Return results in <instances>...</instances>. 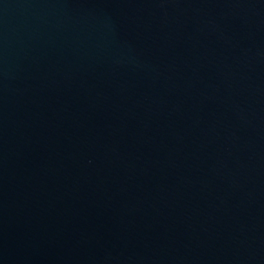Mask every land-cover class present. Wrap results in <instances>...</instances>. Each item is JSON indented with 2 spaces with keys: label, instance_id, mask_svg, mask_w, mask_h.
<instances>
[{
  "label": "water",
  "instance_id": "1",
  "mask_svg": "<svg viewBox=\"0 0 264 264\" xmlns=\"http://www.w3.org/2000/svg\"><path fill=\"white\" fill-rule=\"evenodd\" d=\"M0 264H264V0H0Z\"/></svg>",
  "mask_w": 264,
  "mask_h": 264
}]
</instances>
